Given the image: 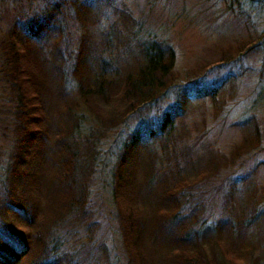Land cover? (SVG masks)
I'll return each instance as SVG.
<instances>
[{
  "label": "trees",
  "instance_id": "1",
  "mask_svg": "<svg viewBox=\"0 0 264 264\" xmlns=\"http://www.w3.org/2000/svg\"><path fill=\"white\" fill-rule=\"evenodd\" d=\"M49 1L38 0L35 6L19 10L0 37V134L9 141L6 148H0V264H17L29 255L27 264H74L81 252L76 231L89 224L90 197L102 182L110 188L111 216L130 264L145 262L147 231L155 224L174 232L172 243L177 244L167 251L169 264H264V194L259 200L251 192L227 219L212 224L203 221L199 231L213 234L211 244L192 240L188 231L181 234L188 227V212L202 209L196 191L203 177L181 174L180 163L186 154L176 144L180 137L177 123L182 124L190 104L217 89L222 92L225 81L207 86L201 75L184 83L171 81L175 55L170 44L129 16L118 19L127 27L126 38L117 33L115 21L101 24L98 49L102 56L90 65L88 76H92L83 86L79 77L88 67L86 58L82 60L86 40L79 42L75 59L67 52L65 61H72L78 79L75 105L80 110L72 112L64 104L58 113L51 138L55 151L51 173H28L29 162L35 171L36 149L47 134L48 94L58 92L63 80L48 78L44 56L59 59L55 48L62 49L66 41L69 17L83 22L85 15H95L89 5L112 0ZM258 2L264 0H231L230 4L254 27L246 5ZM241 44L245 49L239 48L238 56L264 52V28ZM114 51L117 55H112ZM258 97L262 101V95ZM257 114L234 124L254 146L260 137ZM133 121L147 137L143 142L131 143L130 136L121 139ZM146 141L152 149L144 155ZM108 144L116 147L111 160L105 153ZM137 174L147 186L156 185L159 190L157 201L150 205V218L143 217ZM250 226L257 229L256 235L248 233Z\"/></svg>",
  "mask_w": 264,
  "mask_h": 264
},
{
  "label": "rangeland",
  "instance_id": "2",
  "mask_svg": "<svg viewBox=\"0 0 264 264\" xmlns=\"http://www.w3.org/2000/svg\"><path fill=\"white\" fill-rule=\"evenodd\" d=\"M230 2L231 0H112L89 5L90 8H95V15H85L83 22L69 17L66 23V41L62 49L55 48L59 59L53 61L49 56H44L48 78L53 80L55 76H59L63 80L59 81L58 92L51 90L48 94L47 134L36 149L38 160L35 171L34 163L29 162L28 173L31 170L34 174L51 173L49 170L54 165L55 157L51 138L53 129L58 125V113L64 108V104L66 107L70 106L72 112L80 110L75 105L78 103V79L73 73L72 61H65L67 52L73 54L72 60L75 59L76 54L78 57L79 42L86 40L87 50L85 51V47L82 49V60L86 58L88 67L79 77L83 86L92 76H88L90 65L97 64L96 60L102 56L98 49L101 29L104 27L100 28L101 24L115 21L118 24L117 33L126 38L127 27L124 28L118 19L129 16L132 22L139 23L145 30L170 44L175 55L171 81L184 83L197 79L200 75L207 86L217 85L221 79L225 81L222 92L217 89L210 96L190 104L182 124L177 123L180 137L176 144L186 154V158L180 163L181 174H197V179L203 177L202 187L196 191L197 204L203 201L202 209L188 212L189 217L185 221L188 222V227L181 234L188 231L191 239L196 242L213 243L215 237L212 233L199 231L203 221L212 224L221 218L227 219L234 215L239 203L248 198L251 192L256 193L259 200L263 199L261 196L264 194V165H261L264 163V52L253 51L238 56L239 48L245 49L241 46L245 37L254 31L258 34L264 28V3L246 5L253 27L242 20L237 8ZM36 3L38 0H0V37L19 10L33 7ZM112 55H117L116 51ZM259 95H262V101L259 100ZM254 100L257 101L255 105L252 104ZM256 111L260 137L254 146V143L246 141L248 138L244 132L234 124ZM136 125L133 121L122 132L121 139L130 136L131 143L143 142L147 137L135 128ZM149 142H144V155L149 153L147 150L152 149ZM8 143L0 134L1 151ZM115 152V145L108 144L105 153L109 160L114 157ZM138 174L136 190L145 207L143 217L146 215V218H150V205L157 201L159 190L156 185L147 186ZM238 177L244 180L236 182ZM109 190L106 182L93 188L89 206V211L92 209L90 218L88 217L90 221L87 219L89 224L80 226L76 231L77 237L81 239V252L80 257L76 256L73 260L74 264H130L117 235V224L111 216L114 208ZM184 212L186 211L183 210L182 213ZM163 229L158 224L149 227L143 264H169L167 251L175 247L177 242L172 243L174 232H165ZM247 229L248 233L256 235L257 229L254 226ZM240 234L238 232L237 236L240 237ZM223 243L222 241L221 246ZM207 251L210 252L209 249ZM29 256L19 260L17 264H27Z\"/></svg>",
  "mask_w": 264,
  "mask_h": 264
}]
</instances>
